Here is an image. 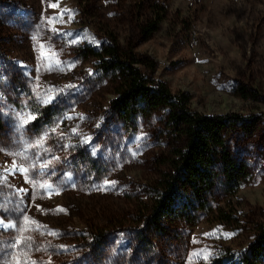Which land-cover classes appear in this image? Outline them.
I'll use <instances>...</instances> for the list:
<instances>
[{
	"label": "rangeland",
	"instance_id": "374dc122",
	"mask_svg": "<svg viewBox=\"0 0 264 264\" xmlns=\"http://www.w3.org/2000/svg\"><path fill=\"white\" fill-rule=\"evenodd\" d=\"M113 40L193 109L242 118L250 181L210 201L230 224L156 214L178 137L164 109L123 117L92 56ZM0 124V264H264V0H0Z\"/></svg>",
	"mask_w": 264,
	"mask_h": 264
},
{
	"label": "trees",
	"instance_id": "16d2710c",
	"mask_svg": "<svg viewBox=\"0 0 264 264\" xmlns=\"http://www.w3.org/2000/svg\"><path fill=\"white\" fill-rule=\"evenodd\" d=\"M162 20L158 17L144 29L146 38L157 31ZM131 49L121 48L113 40L92 56L119 83L117 107L124 118L164 109L178 137L155 189L156 214L196 223L199 213L213 212L230 224L233 216L223 209L214 210L210 201L217 189L230 197L250 181L247 165L234 157L228 142L229 133L241 126L242 118L206 115L193 109L189 93H174L167 83L155 81L156 63L147 58L143 61Z\"/></svg>",
	"mask_w": 264,
	"mask_h": 264
}]
</instances>
